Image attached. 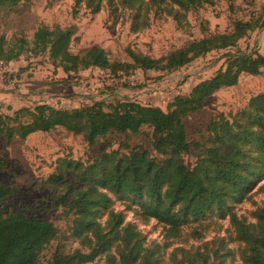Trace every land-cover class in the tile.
I'll use <instances>...</instances> for the list:
<instances>
[{
    "label": "trees",
    "instance_id": "1",
    "mask_svg": "<svg viewBox=\"0 0 264 264\" xmlns=\"http://www.w3.org/2000/svg\"><path fill=\"white\" fill-rule=\"evenodd\" d=\"M106 1L115 11L130 12V31L137 33L150 25V16L161 15L171 17L177 29H184L188 13L218 0ZM244 1L253 4L255 0ZM27 2L0 0V6L15 8ZM82 2L94 13L101 8V0H76V4ZM259 24V18L236 21L230 33L191 41L160 58L126 49L129 63L111 62L97 46L71 53L74 28L38 27L31 50L45 53L51 66L65 74L90 68L113 75L137 70L170 73L210 52L235 48ZM26 44L21 39L5 47L0 38V61L16 60ZM262 69L264 56L260 54L228 53L223 68L197 83L189 94L174 97L165 111L117 101L107 107L95 102L72 111L38 105L22 107L11 115L0 113V138L6 145L56 128L81 136L89 147L112 134L150 130L146 135L150 149L137 145L128 153L101 151L86 162L56 161L54 172L43 184L59 191L58 204L70 220L68 238L79 247L66 252L58 245L45 263L40 262L41 254L58 240V229L23 211L5 212L3 204L12 189L0 183V264H91L100 258L107 264H264V92L232 116L217 113L207 124L202 142L189 141L184 124L203 109L207 99L237 85L241 75L257 76ZM191 150L196 159L188 165L184 157ZM256 194L263 201L251 212L250 220L239 215L236 206ZM127 214L141 222L155 221L162 228L163 244L149 245ZM224 221L228 228L225 236H219ZM187 228L192 229L188 234L184 232ZM209 230L216 234L213 240L194 252L173 249L165 259L171 240L192 234L200 241ZM233 244L236 248H231Z\"/></svg>",
    "mask_w": 264,
    "mask_h": 264
},
{
    "label": "rangeland",
    "instance_id": "2",
    "mask_svg": "<svg viewBox=\"0 0 264 264\" xmlns=\"http://www.w3.org/2000/svg\"><path fill=\"white\" fill-rule=\"evenodd\" d=\"M100 7L94 13L83 2L76 4V0H29L15 8L0 6V38L4 40L5 47H11L21 39L28 43L19 58L12 62L3 61L6 74L0 71L1 114L11 115L22 107L34 108L38 105L72 111L95 102H102L107 107L117 101H133L165 111L174 97L189 94L197 83L223 68L228 53L264 56V0H255L253 4L244 0L215 1L210 6L188 13V24L181 30L176 28L169 16H150V25L137 33L130 31L131 14L126 9L117 8L115 11L106 0H101ZM257 18L260 19L259 26L241 39L235 48L210 52L170 73L137 70L113 75L109 71L90 68L65 74L61 69L51 66L45 53L31 50L33 35L38 27L74 28L71 53L78 54L97 46L104 49L111 62L129 63L126 49L160 58L191 41L230 33L236 21L246 22ZM263 92L264 69L257 76L241 75L237 85L220 90L205 101L200 112L184 120L189 141L202 142L207 124L217 113L232 116L250 98ZM141 131L135 135H109L94 147H89L81 136L73 135L63 128H56L49 133H36L9 145L0 138V183L12 189V195L4 202L3 210H19L28 216L50 221L60 235L42 252L41 263L50 259L58 245L66 252L79 247L68 238L70 220L58 204L59 191H51L43 184L54 172L56 161L69 158L86 162L101 151L128 153L137 145L150 149L146 137L150 130L142 128ZM195 159L194 150L184 157L188 165H192ZM262 201L263 196L256 194L251 201L236 206L235 210L250 220L251 212ZM127 219L135 221L149 245L163 244L162 228L155 221L141 222L129 214ZM221 227L219 236H225L227 222H221ZM191 231V228L184 230L187 234ZM215 235L209 230L204 231V238L200 241L192 234L171 240L164 257L168 259L169 253L176 248L194 252L197 246L213 240ZM231 248H236V245H231ZM91 264L107 263L104 258H100Z\"/></svg>",
    "mask_w": 264,
    "mask_h": 264
},
{
    "label": "built area",
    "instance_id": "3",
    "mask_svg": "<svg viewBox=\"0 0 264 264\" xmlns=\"http://www.w3.org/2000/svg\"><path fill=\"white\" fill-rule=\"evenodd\" d=\"M5 69V63L3 61H0V71L3 72V74H6V71H4Z\"/></svg>",
    "mask_w": 264,
    "mask_h": 264
}]
</instances>
